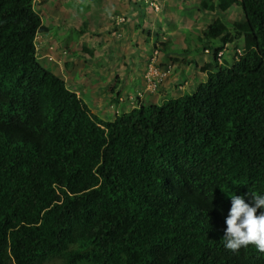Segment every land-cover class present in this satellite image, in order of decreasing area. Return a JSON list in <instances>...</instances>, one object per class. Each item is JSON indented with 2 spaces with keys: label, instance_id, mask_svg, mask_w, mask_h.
Returning <instances> with one entry per match:
<instances>
[{
  "label": "trees",
  "instance_id": "trees-1",
  "mask_svg": "<svg viewBox=\"0 0 264 264\" xmlns=\"http://www.w3.org/2000/svg\"><path fill=\"white\" fill-rule=\"evenodd\" d=\"M234 4L240 19L195 37L217 47L193 93L103 120L38 61L50 28L34 0H0V264H264L223 246L231 196L264 193V0L199 9ZM86 27L62 32L67 53ZM236 40L243 54L219 63Z\"/></svg>",
  "mask_w": 264,
  "mask_h": 264
},
{
  "label": "rangeland",
  "instance_id": "rangeland-1",
  "mask_svg": "<svg viewBox=\"0 0 264 264\" xmlns=\"http://www.w3.org/2000/svg\"><path fill=\"white\" fill-rule=\"evenodd\" d=\"M128 1L130 0H34V8L40 14L43 24L50 28V31L48 33L39 34L35 39L36 57L38 61L47 70L51 71L52 73L53 71L56 72L57 75L59 77H62V79L65 81V84H67L66 86H68L67 88L72 89L73 85H80L78 80L81 78V75L78 76L75 74L78 70H80L78 64L82 65V58H85L86 62L92 63V67H96V69L93 68V70L96 71L97 75V79L94 78L96 86L99 84L100 86L104 87L103 82L105 80L103 81L102 77L106 76V58H109V60H106L107 63H109V69H112V64L121 66L122 63H125V66L127 67L129 66L131 59H134V55L138 56L139 54V57L142 61L144 59V53L150 48L147 45L148 42H146V40L142 42L141 39H143L145 35H143L141 38L139 36L140 32L135 28V26L131 33V36L133 37L130 38V42H128L129 40H125L127 35L120 36V38L114 36L115 29L113 23L117 17L125 18ZM135 1L137 3L143 2V4L146 5L144 0ZM146 1L148 2V0ZM197 1L199 0H164L167 6L166 15L169 20L168 28H173L174 31H177L180 27L182 31L174 33L182 34L184 38V44L171 42L170 49L175 52V54L177 55L176 57H179V59L185 58L189 63L198 61L197 63L199 66L195 68L190 64L191 66H187L185 68V75L181 78H177L176 76L173 79V71H169V73H166L167 75L165 76L157 75L156 79H159V81L158 84H156L155 90L153 91H145V86L148 84V82L143 83V87L140 90L143 93L142 101L145 98H148V96L157 99L158 95H164L163 91L165 92L166 89L171 87L178 88V90L175 92V95L178 96L182 93V90L179 86H185V89H187L191 81L193 83V87H196L195 84L203 80L200 79L201 72L199 70V67H201V65H204V63H208L212 60V50H208L207 53L204 52V50L199 49L196 52L193 51L195 47H209L208 43L206 42L198 44V41L195 38L196 36H198L197 34H199L198 27L195 23L197 22V18L195 21H191V17L198 13L197 11L199 10V7ZM98 8H101V13L99 14L94 12V10ZM159 10H161V7L159 8ZM238 13L239 17L237 18ZM241 15L242 13L240 8L237 5H233L229 10L225 12H221L219 10H216L213 13L202 11L199 18L207 22H211V20L219 18L220 20L226 22L227 18L240 19ZM85 20L89 21L88 23L91 22V25H88L86 30L87 35L82 39L86 40L89 45H95V47L97 48L96 52L98 56L97 58H95V60H91L88 59L86 55H77L76 58H73L74 60L71 59L70 62V56H67V54L69 55V53L64 51V49L62 48L64 37H60V35L63 34V31H67V29H79L81 27V24ZM140 23H144V20H141ZM132 25L130 23H127L124 25V28L127 29ZM154 27L157 28V26ZM134 35H136L137 37ZM174 38L178 37L174 36ZM161 40L164 39L162 38ZM186 46L190 47L191 51H189V53L183 50L181 51V48H186ZM237 49H241V41H235L228 47H226L223 52L222 59H226L231 63L235 50ZM79 53L82 54L78 51V54ZM154 55L157 56L156 59H154ZM158 56L159 54L154 52V50L152 49V54L149 58V61L147 65H144V68L146 67V71L144 72L145 75L155 71L154 69H157L161 73L165 72L163 68L164 64L158 63ZM100 57L104 58V66L102 67H99V64H94L96 61H98L99 63L102 62L99 61ZM162 59H164L163 56ZM69 63H71L72 65H68ZM230 63L228 65H230ZM65 64H67V66H65ZM150 65L152 66V68H154L151 71H149ZM104 68L105 70H101ZM85 70L89 71L90 67L87 66ZM176 79H181V83L175 82ZM183 80H185V85ZM77 89L80 93V97H85L86 101L89 104L94 103L92 106L95 107V112L101 115V118H103L104 120H110L111 118H113L112 113H114L115 116L117 115L115 113V107H112L113 105L110 106V100H106V102L108 103V105H106L105 101L98 100L99 98H96V100L95 98H93L96 97L99 92L95 95H92L91 93L93 91H90L89 89L85 90V88H81V86ZM166 92H169V90H167ZM124 95L126 96V98H128L129 96L128 94ZM170 98L173 97L167 96V99ZM125 102L126 101L123 99V102H119V105ZM97 104L101 105L98 106Z\"/></svg>",
  "mask_w": 264,
  "mask_h": 264
},
{
  "label": "crops",
  "instance_id": "crops-1",
  "mask_svg": "<svg viewBox=\"0 0 264 264\" xmlns=\"http://www.w3.org/2000/svg\"><path fill=\"white\" fill-rule=\"evenodd\" d=\"M144 2H146V0H144ZM197 3H198V7H199V1H197ZM148 6H149V4L145 5V4H143V2L137 3L135 0L128 1V5H127V8H126V12H125V18L127 20V23H130L131 25L132 24L133 25L131 27H128L127 29L124 28V26H122V28H121V36L127 35L125 40H129L128 42H130V38L133 37V36H131L132 35L131 33H132V30H133L134 26L140 32L139 36L141 38H142L143 35H145V37H143V39H141V40H142V42L146 40V42H148L147 45L150 48L144 53V59L141 61V59L139 57V54H138V56L134 55L133 56L134 59H131L129 66L126 67L125 63H122L121 66H118V65L116 66L115 64H112V65L110 64L112 69H109V67H108L109 63H107V61H106V60H109V58H106V60H105V62H106L105 75L106 76L102 77V80L103 81L105 80L103 82L104 87H102L99 84L96 86L95 81H94L95 79H97V75H96V71L93 70V68L96 69V67H92V63L86 62V59L82 58L84 64H83V62H82V65L78 64L79 69L81 71L78 70L76 72V74H75V75H78V76L81 75L80 76L81 78L78 80L80 85H73L72 89L68 88L69 90L75 92L79 97H80V93L78 92L77 88H80V86H81V88H85V90L89 89L90 91H93L91 93L92 95H95V94H97L99 92L96 95V97H93V98H95V100H96V98L97 99L99 98L98 100L105 101L106 105H108L106 100L107 101L110 100V102H111L110 106L113 105L112 107H115V110L117 112H119V114H121L123 112V110H129V108L133 107L132 105H130V102H128V103L125 102V103L119 105L117 103L112 102L111 99L116 97V93H118L119 96H120L118 98V100L119 101H121V100L123 101V99H124L126 101V96L124 94H128V95L129 94H134L135 92L140 91L142 89L143 83H144V80H143L144 72H145V68H146V67L144 68V65H147V63L149 61V58H150V56L152 54L154 38L157 36V40H159V41H164L167 38L172 43H182V44H184L183 43L184 38H183L182 34L174 33V32H181L182 29L179 27L177 31H174L173 28H171V29L168 28L169 27V20H168L167 15H166L167 6H166V3L164 2V0L161 3V10H157L156 12H154L151 9V7L150 6L148 7ZM94 12L98 13V14L101 13V8L95 9ZM197 12L198 13H196V15L191 17V21H195L196 18H197V22H195V23H196V26L198 27V33L199 34H197V33L196 34L199 37H202L201 29L203 28L204 25H206V24H208L210 22L204 21V20L199 18V16H200L202 11L198 10ZM203 12H207V11H203ZM89 18H90V16H89ZM141 20H144V23H140ZM84 22L87 23V27H88V25H91V22L88 23L89 21L85 20V21H83V23ZM154 26H157V28H155ZM87 27L85 28L84 34L78 39V43H77L78 45L76 44L75 49L78 50V51L82 50V52H81L82 54H80V53L78 54L77 53V55H86L88 59L95 60V58H97V56H98L97 52H96L97 48L95 47V45H89V43H87L86 40L82 39L84 36L87 35V32H86ZM73 29H75V28L67 29V31H70V30H73ZM75 30H78V29H75ZM148 32H149V36L147 35ZM134 36H136V35H134ZM174 36H177L178 38H174ZM162 38L164 40H161ZM83 44L85 45V47H86V49L88 51H91V55H90V52H88V51L85 52L84 51V49L82 48ZM62 48H63V43H62ZM198 49L201 50L199 47H195V49L193 51L196 52ZM182 50L183 51H188V53H189V51H191L190 48L186 50L184 47L181 48V51ZM135 51H136V49H135ZM173 52L174 51H169L168 53L167 52L166 53H158L159 54L158 59H157L158 63H161V64L169 63V60H168V56L169 55H173L175 57L177 56L175 54V52L174 53ZM77 55L74 56L72 54H69V55L67 54V56H70L69 57V61L71 59L74 60L73 58H76ZM162 56H163L164 59H162ZM103 59H104L103 57H100L99 61H102V62L99 63L98 61H96L94 64L95 65L99 64L98 65L99 67L104 66L103 65L104 64ZM196 62H198V61H196ZM66 65L67 64H65V66ZM68 65H72V64L69 63ZM126 65H127V63H126ZM191 65L194 66L193 64H191ZM191 65L190 64H181V63L176 62L174 64L173 68H172V71H173L172 78L174 79L176 76H177V78L183 77L185 75V68L187 66L189 67ZM87 66L90 67L89 71L85 70V68ZM161 67H163V66H161ZM105 68L101 69V70H105ZM53 73L55 75H57L56 72L53 71ZM79 73H81V74H79ZM200 75H201L200 79H203V81H204L205 80V74L201 72ZM60 78H62V77H60ZM116 80L118 81V85L115 88V90L111 93L110 92V88H111L110 86H112L115 83ZM180 81H181V79L180 80L179 79L175 80V82H177V83H181ZM184 81L185 80H183V82ZM189 81H190V79H189ZM192 81H193V79H192ZM199 82H201V81H199ZM198 83L195 84V85L197 86ZM192 87H193V83L190 81V85H189V87L187 89H184L185 87H183V88L180 87V89L183 90V91H181L182 93L183 92H187V91L191 92L195 88V87H193V88ZM167 90H169V92H166ZM177 90H178V88H175V87L168 88V89L165 90V92L163 91L164 95L163 94H161L162 96L158 95L157 99L148 96V98H145L139 104L141 105V103L145 104L147 102H152V101H154L155 103H159L162 100L165 101L167 99V96L176 98V97H178V96H180L182 94L181 93L180 95L176 96L175 92ZM80 98L87 104V106L89 107V109L91 110V112L93 114H95L99 118H101V115H99L97 112H95V110H94L95 107L92 106L94 103L89 104L86 101L85 97H83V96L80 97ZM97 105L100 106L101 104L100 105L97 104ZM98 110H99V107H98ZM113 114L114 113H112V117L114 118L115 114H114V116H113ZM113 118H111L110 120H112ZM101 119H103V118H101ZM106 120H109V119H106Z\"/></svg>",
  "mask_w": 264,
  "mask_h": 264
},
{
  "label": "clouds",
  "instance_id": "clouds-1",
  "mask_svg": "<svg viewBox=\"0 0 264 264\" xmlns=\"http://www.w3.org/2000/svg\"><path fill=\"white\" fill-rule=\"evenodd\" d=\"M162 1L163 0H148V2L146 1L145 3L147 5L149 4V6L151 7V9L153 11H157L161 7ZM207 12H209V11H207ZM223 12H225V11H223ZM210 13H213V12H210ZM238 17H239V13L237 15V18ZM119 18H124V17H117L115 19L114 23H113V26H114V29H115L114 36L115 37H118V38H120V36H121V28H122V26H124L126 24V21H127L126 18H124L125 19V22L122 25L116 26L115 25V22ZM229 20H238V19H229V18H227L226 22L229 21ZM157 41H158V44H159V42L160 43H164V42L167 43L170 40L169 39H165L164 41H159V40H157ZM236 41H240V40H236ZM204 42L208 43L209 47H205L204 46V47H202L200 49L201 50H204V52H206V53L208 52V50L211 49L212 50V54H213L214 48L217 47V45L214 44L215 42L213 40H211V41L203 40L202 43H204ZM170 43H171V41H170ZM158 44H156L154 46V43H153V48H152L154 50V52H156L157 54L158 53H166V52L168 53L169 51H172L170 49V46L168 47V51H160L159 49H160L161 46H158ZM229 45L230 44H228L227 46H225L224 47V50ZM224 50L223 51H220L217 54V58L219 60V63H221V62L224 61V59H222V55H223ZM185 52H188V51H185ZM64 54H65V52H64ZM242 54H243L242 47H241V49L235 50V53L233 55V58H232L231 63L234 60H237L236 58H238ZM170 57L177 58L178 60L185 59V58H180L179 59V57H175L173 55H169L168 56L169 63L164 64V67H163L164 70H165L164 73H161L157 69L152 68L151 65L149 66L150 67L149 71H151V69H154V70H156L159 73L158 75H162V74H164V76L167 75L169 73V71L170 72L172 71V68H173L174 64L176 62H178V60H177L176 62H174V64H172ZM156 58H157V56L154 55V59H156ZM228 63H230V62H228ZM187 64H189V63H187ZM200 72H202V73L205 74V72H203L201 70H200ZM148 76H150V75L149 74L145 75V73H144V78H143L144 83L147 82ZM205 79H206V74H205ZM202 81L199 82L198 85L200 83H202ZM184 85H185V82H184ZM197 86L191 92H189V91H187V92L189 94L193 93L196 90ZM146 87H147V85L145 86V91L148 92V90L146 89ZM180 87L183 88L185 86H180ZM187 92H183L180 96H182L183 94H185ZM142 94L143 93L141 91H137L134 94H129L128 98H126V102L127 103L130 102V105L133 106L132 108H135V107H137V106L140 105L139 103L143 99V95ZM180 96H178V97H180ZM178 97H176V98H178ZM163 101L164 100H162V101H160L159 103H156V104H161ZM119 102H123V101L121 100ZM119 102L117 104H119ZM129 109H131V108H129ZM115 113L117 115H119V113L117 111H115ZM248 195H249L248 193H245L244 196H237V195H234L233 194L231 196V198H230L231 199V207H230L229 213H228V215H227V217L225 218V221H224V223L226 224V229H225L224 236H223V241H224V245L223 246H224V248L226 250H230L232 252H237L241 248L248 247V246H252L258 252L264 253V193L257 194V195H253L251 193V200L249 202H246V197ZM258 210H260L259 211V214H257Z\"/></svg>",
  "mask_w": 264,
  "mask_h": 264
},
{
  "label": "built area",
  "instance_id": "built-area-1",
  "mask_svg": "<svg viewBox=\"0 0 264 264\" xmlns=\"http://www.w3.org/2000/svg\"><path fill=\"white\" fill-rule=\"evenodd\" d=\"M125 22V19L124 18H119L116 22H115V25L116 26H119V25H122L123 23ZM152 70V69H151ZM159 73L155 70L151 73H149V77L147 79V87L146 89L149 90V91H153L155 90V87H156V84H158V81L159 79H156V76L158 75ZM164 75V74H162Z\"/></svg>",
  "mask_w": 264,
  "mask_h": 264
}]
</instances>
